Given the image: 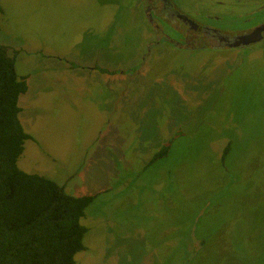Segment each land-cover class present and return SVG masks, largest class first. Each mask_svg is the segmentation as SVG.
<instances>
[{
    "label": "rangeland",
    "instance_id": "obj_1",
    "mask_svg": "<svg viewBox=\"0 0 264 264\" xmlns=\"http://www.w3.org/2000/svg\"><path fill=\"white\" fill-rule=\"evenodd\" d=\"M172 1L240 32L256 15L240 4L264 2ZM0 5V44L27 84L18 168L96 195L77 264H264V38L177 47L143 0Z\"/></svg>",
    "mask_w": 264,
    "mask_h": 264
},
{
    "label": "trees",
    "instance_id": "obj_2",
    "mask_svg": "<svg viewBox=\"0 0 264 264\" xmlns=\"http://www.w3.org/2000/svg\"><path fill=\"white\" fill-rule=\"evenodd\" d=\"M26 91V77L16 74L15 58L0 44V264H77L87 232L80 220L96 195L74 197L54 181L18 168L30 139L18 118V99ZM168 149L162 146L148 165ZM228 153L229 145L222 160Z\"/></svg>",
    "mask_w": 264,
    "mask_h": 264
},
{
    "label": "flooded vegetation",
    "instance_id": "obj_3",
    "mask_svg": "<svg viewBox=\"0 0 264 264\" xmlns=\"http://www.w3.org/2000/svg\"><path fill=\"white\" fill-rule=\"evenodd\" d=\"M143 1L147 18H149L150 23L152 19H158L160 24L166 26L170 31L166 33V35L177 38L176 43L178 44H175L177 47L183 44L184 48H191L194 47V44L192 43L199 45L201 42H204L207 43V46L211 49H239L243 47L230 48V45L237 41L239 36L250 33L256 28L264 27V2L257 7L253 6L251 3L240 4V7L245 13L249 11H251V14L256 13L253 18L252 16L244 18L246 19V22H250L246 24V27L240 32L234 30V26H230L221 21V17L219 16L211 18L205 16L204 22H197L191 15L185 13L182 8L172 0ZM248 18L250 19L247 20ZM211 21L216 23L215 26L211 25ZM263 38L264 32H262V39ZM169 41L173 42L174 40L169 39ZM204 47L205 45L202 46V48ZM99 71L106 72V70H103L102 68H99Z\"/></svg>",
    "mask_w": 264,
    "mask_h": 264
},
{
    "label": "water",
    "instance_id": "obj_4",
    "mask_svg": "<svg viewBox=\"0 0 264 264\" xmlns=\"http://www.w3.org/2000/svg\"><path fill=\"white\" fill-rule=\"evenodd\" d=\"M262 32H264V27H259L250 33L243 34L238 37L237 41L230 45V48L246 47L259 43L262 40Z\"/></svg>",
    "mask_w": 264,
    "mask_h": 264
}]
</instances>
